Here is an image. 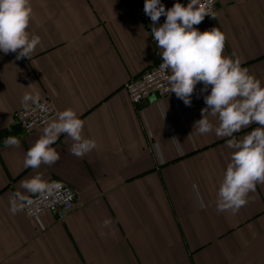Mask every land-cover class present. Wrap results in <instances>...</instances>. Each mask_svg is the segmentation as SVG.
I'll return each mask as SVG.
<instances>
[{
	"label": "crops",
	"instance_id": "0c3cea01",
	"mask_svg": "<svg viewBox=\"0 0 264 264\" xmlns=\"http://www.w3.org/2000/svg\"><path fill=\"white\" fill-rule=\"evenodd\" d=\"M31 4L29 32L40 37L31 58L0 52V264H264V184L237 213L217 211L233 150L228 138L194 127L211 87L201 92L197 84L191 106L175 93L128 101L122 86L162 62L142 0ZM215 5V17L196 27L224 32L223 54L239 57L264 85V0ZM25 95L31 99L23 103ZM41 99L58 113L74 110L96 148L78 158L70 152L71 138L61 134L52 145L58 162L25 167L26 152L45 127L25 134L11 118ZM207 118L218 124V117ZM9 136L20 146H6ZM38 174L75 191L65 219L45 214L31 220L21 211L20 201L36 193L22 182Z\"/></svg>",
	"mask_w": 264,
	"mask_h": 264
},
{
	"label": "clouds",
	"instance_id": "9594fccd",
	"mask_svg": "<svg viewBox=\"0 0 264 264\" xmlns=\"http://www.w3.org/2000/svg\"><path fill=\"white\" fill-rule=\"evenodd\" d=\"M215 0H189L185 6L179 2L166 9L161 0H145L143 11L151 20V36L160 49L161 73L168 91L175 93L186 106H191V97L197 84L201 92L211 87L204 96L206 107L201 109V119L194 127L201 134L214 132L217 137L228 138L226 146L232 149L223 179L217 191L218 212L237 213L248 203V195L264 184V85L249 69L242 67L239 57L225 56L226 35L219 28L200 31L198 26L206 16L215 17ZM166 17L159 24L161 17ZM33 17L31 0H0V52L16 53V59L31 58L40 37L29 32ZM159 24V26H157ZM31 99L25 95L22 102ZM218 117L213 125L207 118ZM253 124L258 125L240 139L235 133ZM84 121L72 109L58 113L57 118L44 128L43 134L28 149L24 165L33 169L41 165H54L60 160L59 152L52 147L61 134L71 138L70 152L81 158L96 148L93 139L83 135ZM177 148L181 143L173 138ZM6 146L19 147L20 141L9 136ZM161 158L159 146H156ZM30 192L43 193L50 185L38 174L22 182ZM13 204L11 211L17 212ZM105 225L110 220H105Z\"/></svg>",
	"mask_w": 264,
	"mask_h": 264
},
{
	"label": "built area",
	"instance_id": "2783aa9c",
	"mask_svg": "<svg viewBox=\"0 0 264 264\" xmlns=\"http://www.w3.org/2000/svg\"><path fill=\"white\" fill-rule=\"evenodd\" d=\"M217 1L215 0L213 11H215ZM176 2L186 6L189 0H161V3L164 4L166 9L171 8ZM144 3L145 0H142L143 21H145L147 29L151 31V20L143 11ZM207 17L210 16H206L205 18ZM165 19L166 17L162 16L159 24H163ZM159 65L147 69L136 78L129 79L122 86L129 99L128 101L137 105L149 97H158L160 99L172 94L167 90L168 84L165 79V76L169 75V73H161L159 71ZM57 116L58 111L54 104L49 99H41V101L39 100L36 103L18 110L11 119L12 124L19 127V131L25 134H31L35 130L46 127ZM47 183L51 186L49 190L43 193L36 192L20 201L21 211H23L25 217L28 219L32 220L45 214H51L59 221L65 219L72 211V207H74L76 202L75 191L58 179H50Z\"/></svg>",
	"mask_w": 264,
	"mask_h": 264
},
{
	"label": "water",
	"instance_id": "95a60500",
	"mask_svg": "<svg viewBox=\"0 0 264 264\" xmlns=\"http://www.w3.org/2000/svg\"><path fill=\"white\" fill-rule=\"evenodd\" d=\"M19 127L15 126V129H18Z\"/></svg>",
	"mask_w": 264,
	"mask_h": 264
}]
</instances>
